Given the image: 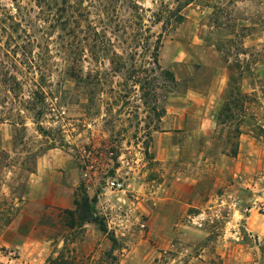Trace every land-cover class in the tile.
<instances>
[{
  "label": "rangeland",
  "instance_id": "1",
  "mask_svg": "<svg viewBox=\"0 0 264 264\" xmlns=\"http://www.w3.org/2000/svg\"><path fill=\"white\" fill-rule=\"evenodd\" d=\"M70 1L0 0L38 41L11 52L26 103L11 96L23 117L0 123V264L65 247L112 251L108 264H264V0H222L218 21L188 6L158 63L159 0ZM111 177L132 185L107 190Z\"/></svg>",
  "mask_w": 264,
  "mask_h": 264
},
{
  "label": "trees",
  "instance_id": "2",
  "mask_svg": "<svg viewBox=\"0 0 264 264\" xmlns=\"http://www.w3.org/2000/svg\"><path fill=\"white\" fill-rule=\"evenodd\" d=\"M40 3H43L44 0H37ZM226 1V0H225ZM228 1H234V0H228ZM222 0H159L157 8L153 11V17L154 22L161 24V32L158 34L156 39V45L154 48V57L155 62L158 63L159 58V50L160 46L162 45V40L164 35L167 34L171 29L176 28L178 25L182 24L186 16L184 14V10L196 3H202L204 5H207L208 7L213 8L212 16L215 18V21H218L220 19V14L218 13V9H221L222 7ZM1 3V2H0ZM69 6H72L70 0H63L62 7L66 14L69 12ZM49 9V10H48ZM47 11L52 10V8H48ZM44 13V11H43ZM45 14V13H44ZM73 16L69 14V17L67 16V25L71 22ZM26 18L24 16L20 15H13L12 12L6 7L0 6V63L4 64L2 66V69H0V123L5 122H11V118L17 114L20 119L23 117V112L25 108H16V114H11V96L12 98H15L18 100L19 105L22 104L24 106V103H26V98L23 96V82L19 78V74H22L20 70H17V72H11V52H17V49L20 48L23 49V55H27L28 53H31V49L37 45L38 41L36 38L32 37L31 34L27 33V30L23 27V23L26 22ZM20 30L23 32H26V35L23 38V45H21V42L17 41V37H13L14 35L11 33H18ZM94 34L96 36H100V33L98 32L97 28H94ZM4 37L6 39L4 40ZM101 37V36H100ZM104 38V36L102 35ZM102 38V39H103ZM94 43L95 48L97 47V38L94 37ZM12 42L14 44H12ZM106 40H101V44H105ZM11 48H14L15 50H12ZM105 49V48H103ZM2 57H7L8 61H10L9 66H5V60L2 59ZM15 60L19 61L16 55L14 54ZM31 65H34L35 63L33 60H31ZM73 67V66H72ZM71 67V68H72ZM70 68V69H71ZM37 72L35 71L34 74ZM44 74L39 73V80H43ZM90 77V74L88 75ZM175 80V79H174ZM41 96V92L39 89L33 90L31 94V98L38 99V97ZM42 97V96H41ZM238 100V99H237ZM9 104V106H8ZM26 107V106H25ZM233 107L230 103H226L225 106L221 109L219 113V120H222V116L226 113H232ZM41 113V112H39ZM229 117V116H228ZM240 126L236 128L237 136H240L242 134ZM234 155L236 152L233 153ZM89 202V201H87ZM70 213H73L72 210H69ZM102 230L106 231V226L102 225ZM113 239V243L116 242L115 238ZM58 252V251H56ZM75 250L74 248L66 249L63 248L58 252L56 256H51L48 258L46 264H85L84 259L88 258L91 259V257H83L78 258L76 255H74ZM112 256V251H108L105 253V255L98 259H91V264H108L106 260H108Z\"/></svg>",
  "mask_w": 264,
  "mask_h": 264
},
{
  "label": "built area",
  "instance_id": "3",
  "mask_svg": "<svg viewBox=\"0 0 264 264\" xmlns=\"http://www.w3.org/2000/svg\"><path fill=\"white\" fill-rule=\"evenodd\" d=\"M106 188L110 191L122 190L125 188V183L119 178L111 177L108 179ZM209 217V213L203 210L197 213L190 214L187 218V221L191 226H194L196 228H203L207 224V221H209Z\"/></svg>",
  "mask_w": 264,
  "mask_h": 264
},
{
  "label": "crops",
  "instance_id": "4",
  "mask_svg": "<svg viewBox=\"0 0 264 264\" xmlns=\"http://www.w3.org/2000/svg\"><path fill=\"white\" fill-rule=\"evenodd\" d=\"M169 116H170V114H169ZM168 116V117H169ZM183 117H186V115H184ZM170 118H176V116L175 115H173V116H171ZM163 133H168V134H170V133H172V132H170V131H167V132H163ZM175 133V132H174ZM155 138L157 139L158 138V136H155ZM173 146V145H172ZM124 183H126L127 182V188L130 186V185H132V183H129L127 180H131V177H124ZM126 188V189H127ZM125 188L124 189H122V190H118V192H123V191H127ZM117 192V191H116ZM122 233H125V230L122 232Z\"/></svg>",
  "mask_w": 264,
  "mask_h": 264
}]
</instances>
